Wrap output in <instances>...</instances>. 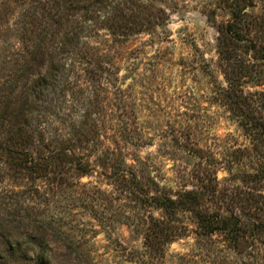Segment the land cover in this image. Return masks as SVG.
<instances>
[{"label":"rangeland","instance_id":"1","mask_svg":"<svg viewBox=\"0 0 264 264\" xmlns=\"http://www.w3.org/2000/svg\"><path fill=\"white\" fill-rule=\"evenodd\" d=\"M233 7L242 41L218 29ZM262 24L264 0H0V143L22 127L67 154L32 179L0 152V264H264V228L204 234L152 200L194 190L202 211L239 214L264 196Z\"/></svg>","mask_w":264,"mask_h":264},{"label":"trees","instance_id":"2","mask_svg":"<svg viewBox=\"0 0 264 264\" xmlns=\"http://www.w3.org/2000/svg\"><path fill=\"white\" fill-rule=\"evenodd\" d=\"M236 8L237 7H233L231 9V19L228 20L224 24V26L218 28L219 32L225 35V38H228V40H233L235 42L242 41V38H240V30L241 23L245 20L241 15V11L243 9ZM36 12H38L36 7H33V9L29 12L28 15L30 16L24 23L23 34L21 35H31L27 34V31L31 33L36 30L35 27H37L38 25L36 21ZM259 26H261V24ZM262 26L263 27L261 28L264 31V24H262ZM122 27L130 28L129 26L124 25H122ZM252 46L254 47V45ZM219 52L226 60H230V58H232L231 51L227 48L221 49L219 50ZM53 69L54 62L50 60L45 74L37 77L36 86L39 85V82L42 83V80L46 81L47 77H50L52 75ZM234 79L237 78L233 77L231 79L229 85L231 91L229 92V95L230 97H234V101H241L245 103V100H241V96L235 93L237 88L234 87V82H232L235 81ZM36 86L34 85L32 87L31 93L28 95L36 96L34 95L35 90L38 91L36 89ZM40 90L41 89H39L38 92H41ZM256 94H258V98L251 100L252 107L257 106L261 109H264V88L259 92H254L252 95ZM246 104L250 108V103L248 102ZM5 124V111H0V126H4ZM17 128L18 129L15 133L13 131H9L5 136L4 142L0 143V152L7 156L6 161L8 163H11L10 167L13 166L14 168H18L20 172H23V174H26L32 179H35L42 176H48L49 173L52 172V170L55 169L60 162L64 160L66 161V151L63 149L56 150L53 148H49V139H45L43 135H40V133V136L37 135V137L35 135V132L31 129L22 130V127ZM250 131L254 135V139L258 142H261V145H264V143H262L264 142V122L258 123L255 121V123L250 126ZM263 155L264 151L259 154V156L261 157ZM262 164L263 165H260L258 167V171L264 172V163ZM199 197L200 196L198 192L189 190L179 193L175 198L164 195L153 197L152 200L154 202V206L157 208H162L167 215H171L183 209L190 210L194 213L196 226L204 234H210L215 231L227 233L231 232L234 239L236 240L238 233L246 227L250 228L251 231H254V229L256 230L259 227L264 228L263 221L261 219H258L264 214V196L259 192L251 193L250 191H248L246 196L236 201L238 203L237 208L240 212L239 214L234 212L233 209L231 211H228L229 209H227V207H224L225 212H204L197 207ZM153 225L159 232L163 230L162 220L153 221ZM168 228L169 227H167L165 224V242L170 241L172 240V238L178 236V234H172L169 238L168 233L170 230H168Z\"/></svg>","mask_w":264,"mask_h":264}]
</instances>
